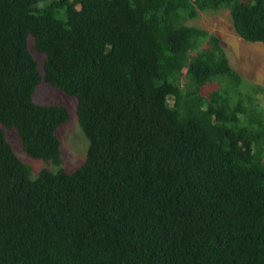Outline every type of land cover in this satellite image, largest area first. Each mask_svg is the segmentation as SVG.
<instances>
[{
  "label": "trees",
  "instance_id": "obj_1",
  "mask_svg": "<svg viewBox=\"0 0 264 264\" xmlns=\"http://www.w3.org/2000/svg\"><path fill=\"white\" fill-rule=\"evenodd\" d=\"M220 8L264 42V0H0V264H264V84L188 23ZM42 80L88 143L33 176L4 127L62 163Z\"/></svg>",
  "mask_w": 264,
  "mask_h": 264
},
{
  "label": "rangeland",
  "instance_id": "obj_2",
  "mask_svg": "<svg viewBox=\"0 0 264 264\" xmlns=\"http://www.w3.org/2000/svg\"><path fill=\"white\" fill-rule=\"evenodd\" d=\"M57 15L64 18V14ZM188 23L204 27L217 34L230 64L248 81L264 84V42L247 41L239 36L233 28L228 9L202 10L197 17L189 19ZM33 53L39 60L42 59L40 53L36 51H33ZM33 100L38 103L59 102L69 108V118L57 129L61 139L62 163L56 165L43 158L28 155L21 145L16 130L4 127L8 140L12 143L17 154L31 165L33 176L42 167L51 170H57L59 167L67 171L74 169L84 160L88 143L76 115V98L42 80L35 88Z\"/></svg>",
  "mask_w": 264,
  "mask_h": 264
}]
</instances>
